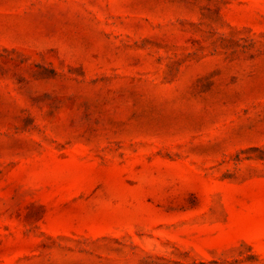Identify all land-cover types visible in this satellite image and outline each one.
Here are the masks:
<instances>
[{
  "label": "rangeland",
  "instance_id": "374dc122",
  "mask_svg": "<svg viewBox=\"0 0 264 264\" xmlns=\"http://www.w3.org/2000/svg\"><path fill=\"white\" fill-rule=\"evenodd\" d=\"M0 264H264V0H0Z\"/></svg>",
  "mask_w": 264,
  "mask_h": 264
}]
</instances>
